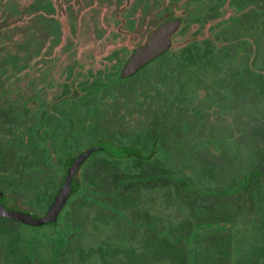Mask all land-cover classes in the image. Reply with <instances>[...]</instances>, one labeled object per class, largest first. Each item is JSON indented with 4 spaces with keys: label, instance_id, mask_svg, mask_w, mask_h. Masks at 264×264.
Here are the masks:
<instances>
[{
    "label": "flooded vegetation",
    "instance_id": "1",
    "mask_svg": "<svg viewBox=\"0 0 264 264\" xmlns=\"http://www.w3.org/2000/svg\"><path fill=\"white\" fill-rule=\"evenodd\" d=\"M51 2L42 3L53 16ZM170 2V14L158 15L135 46L121 19L131 18V0L118 6L128 53L107 55L108 72L77 62L53 82L42 57L34 78L11 52L0 56V206L42 217L87 153L55 222L0 217V264H160L159 251L174 249L195 264H238L264 249L247 243L264 236V0H185L183 10ZM226 4L232 12L223 17ZM166 22H177L167 50L127 75L135 52ZM187 28L194 37L184 36ZM8 31L0 21V53ZM206 218L221 229L204 224L199 244L159 245L160 235L189 236V222ZM224 236L229 258L219 254Z\"/></svg>",
    "mask_w": 264,
    "mask_h": 264
},
{
    "label": "rangeland",
    "instance_id": "2",
    "mask_svg": "<svg viewBox=\"0 0 264 264\" xmlns=\"http://www.w3.org/2000/svg\"><path fill=\"white\" fill-rule=\"evenodd\" d=\"M52 1L55 8L53 16L44 9L43 0H0V21L5 29L9 30L8 36L11 37V42L7 43L8 48L0 53L2 60L8 59L10 54L8 52H11L13 58L21 61L20 64L23 66L26 64L23 70L29 66L34 78H38L34 72L39 75L42 63L39 65L38 62L43 58L44 72L51 73L53 82L60 79L63 82L68 67H75V71L78 69L77 62L91 64L93 74H98L99 71L108 72V69L112 67L114 61H108L107 55L116 52L118 57L126 56L127 34L117 32L118 6L125 4V0ZM197 3L189 4L188 8L194 10ZM206 3L207 6L211 5L213 0H206ZM171 4L170 0H131L129 7H132L129 12L134 15L132 14L129 19L126 16L127 12V14L121 13V19L126 23L125 30L132 35L133 46L143 41L151 22L158 18V15L163 18L170 14ZM176 4L182 10L187 8L185 0H176ZM140 12L143 13L142 18L146 20V23L138 26L140 19L137 13ZM231 12L232 9L227 4L224 10L221 8L223 17H228ZM221 13L220 16L214 17L212 22L220 20ZM4 18L6 20H3ZM191 26L199 27L196 28L198 35L201 30L200 24L192 23ZM193 31L194 29L187 28L184 36L194 37ZM182 36L178 37L176 42L187 39ZM29 42L31 43L30 52L26 46ZM180 48L181 46L175 47L173 51L178 52ZM5 68H7L5 70H12L10 63H7ZM89 241L86 235L83 238V244L88 245Z\"/></svg>",
    "mask_w": 264,
    "mask_h": 264
},
{
    "label": "water",
    "instance_id": "3",
    "mask_svg": "<svg viewBox=\"0 0 264 264\" xmlns=\"http://www.w3.org/2000/svg\"><path fill=\"white\" fill-rule=\"evenodd\" d=\"M176 27L177 22H166L159 26V28L155 32H153V34L147 40L145 45L135 52V55L131 58L126 67V74L130 75L142 64L166 51L170 43L169 37L175 31ZM86 156L87 153L82 155L78 159V161L74 163L68 170V174L64 181L63 187L55 196L45 215L36 218L32 215H28L25 213L6 210L2 206H0V217L15 220L31 227H40L44 224L55 222L58 213L65 205L67 198L71 193L70 180L73 177L75 171L77 170V167L80 165L82 159H84ZM262 171H264V168Z\"/></svg>",
    "mask_w": 264,
    "mask_h": 264
},
{
    "label": "trees",
    "instance_id": "4",
    "mask_svg": "<svg viewBox=\"0 0 264 264\" xmlns=\"http://www.w3.org/2000/svg\"><path fill=\"white\" fill-rule=\"evenodd\" d=\"M230 212V211H229ZM231 213V212H230ZM230 213L226 214V217L223 219V221L230 223L231 222V216ZM190 226V235L183 236V235H160L159 236V245L160 246H176V245H183L186 244L187 241L191 240L194 241V244L200 243V236L197 235V231L204 225L212 223L214 226L218 227L217 229H221L219 225L216 223L215 220L211 219H205L204 221H198V220H192L189 222ZM249 244H253L255 246H259L262 248L264 246V236H257L252 240V242H247ZM231 244V237L230 236H224L222 241L218 243L219 246L222 247V250L219 252V254L225 256V258H229L230 253L228 250V246ZM264 249H255L248 253V256L243 259L238 258V264H256L255 262H252L251 258L252 256H256V259L259 257H262L264 259ZM80 254L83 255L85 251L79 250ZM87 253V252H86ZM85 253V254H86ZM194 252H190L189 254L193 255ZM215 252H208L209 255H214ZM134 253L128 254V260H134ZM158 260L160 264H195L193 261H196L197 259H189L188 253L182 249L180 250H160L158 253ZM169 262V263H168Z\"/></svg>",
    "mask_w": 264,
    "mask_h": 264
}]
</instances>
